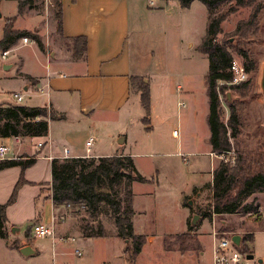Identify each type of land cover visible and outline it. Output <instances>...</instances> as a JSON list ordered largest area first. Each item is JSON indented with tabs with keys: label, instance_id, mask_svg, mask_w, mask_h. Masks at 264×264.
<instances>
[{
	"label": "crops",
	"instance_id": "1",
	"mask_svg": "<svg viewBox=\"0 0 264 264\" xmlns=\"http://www.w3.org/2000/svg\"><path fill=\"white\" fill-rule=\"evenodd\" d=\"M43 1L55 5L54 0ZM56 1L60 4L61 24V35H57L56 38L65 40L84 36L83 59L72 58L66 44H64V48L57 44L55 49L44 53V49L40 50L34 40L27 38L28 42L25 44L16 43L18 38L7 50L11 51L29 43L34 52L46 61L44 64L45 75L41 77L22 70L20 60H9L2 63L5 70L13 69L17 65L13 78L19 80L16 82V87L13 88L15 91L10 94L13 101L15 100L12 94L19 93L20 102H24L20 105L46 106L54 116L53 119L47 118L45 136L0 137V145L7 148L4 159H14L21 155L33 159V163L23 170H20L18 166L0 169V204L9 198L18 179L23 180L16 190L14 200L5 208L4 214L6 227L17 234L19 226L29 222L26 233L19 236L20 244L14 248L24 259L28 257L36 259L44 255V250L40 249L37 243H33L36 237L31 235V224L33 222L48 224L51 217L65 218L64 209L66 207H55L52 204L50 185V161L53 158H60L63 147L68 150L70 158L102 157L115 154L127 155L131 158L136 172L144 179L142 182L133 181L130 185L133 210L130 218L131 230L134 234L143 235L144 242L145 237L150 242L153 239V234L144 235L140 231L134 232V219L141 212L134 208L135 196L137 194L154 195L159 188L166 189L167 187L169 191L172 186H175L170 181L171 177H187L190 174L198 177L199 171L207 163L209 173L207 181L202 183L195 179L188 183L186 181L182 184L179 183L173 193L177 205L180 202L182 205L183 200L186 199L187 205L195 203L198 208L200 197L206 190L210 191L211 197L212 172L218 165L215 158L219 159L217 156L208 155L209 152H212L208 143L209 129L205 130L206 148L202 150L195 149L194 139H186V136L183 135L179 137V133L173 129H170V137L174 139L175 143L172 149L163 150L164 143L152 141L149 142L150 149L148 151L125 150L129 142L135 144V140L128 134L131 126L135 125L137 128L148 130V133H151L152 120L160 115L167 123L168 118L165 116L168 115L167 110L171 107V93L164 81L165 67H162L166 63L159 58L163 49L150 44L148 37H152L157 32L164 34L165 31L177 28L180 33L184 34L183 40H186L187 47H191L188 30L192 27V19L189 18L188 11L197 0H192L187 7H181L177 0H153V5H150L148 0ZM38 26L39 23L36 22L28 28L13 25L12 28L30 32L35 30L36 33H33L37 34L40 40V35L44 33V27ZM202 36L195 44V50H197ZM162 68L163 72L160 74ZM130 76L142 78L148 86L149 111L146 123L142 122L143 110L139 102V93L129 85ZM175 88L181 91L180 84H176ZM184 92L190 91L184 87ZM40 96H42V100L37 98ZM33 98H36L37 102L32 101ZM4 104L14 103L6 98L0 101V105ZM175 104L177 108L184 107L183 101H175ZM175 121L181 128V116L176 114ZM85 127L86 129H84ZM107 128L111 130L110 135L102 137V129ZM89 137H92V141L88 151L85 152V142ZM6 141H8V145L5 144ZM37 143L41 145L37 147ZM154 147L163 150V156L175 159V161H165L167 165L163 164L164 167H177L178 171L172 169L170 170L174 171L172 174L161 172V169L157 171L154 164L155 155H151V150ZM200 156L204 158H199ZM182 165L183 167H181ZM196 208L187 210L181 207L180 212L173 219L177 226L175 231L163 236L185 231L189 215ZM72 221L66 217L63 223L56 222L54 224V230L56 234L74 236V238L77 236L78 243H75L76 241L71 243L73 244L72 249L78 247L82 253V250L87 248L88 241L99 236L83 235L82 224L79 221V223L75 220ZM182 223H184L183 227ZM201 223L202 221L199 223L198 229ZM136 226L138 225L136 224ZM258 230L264 232L262 229ZM112 232L115 231L112 230ZM47 241L50 245L48 259L51 264H66L62 243L55 241L51 245L50 239ZM25 246H28L32 253L21 254L19 249ZM248 254H251L257 263L264 264V257L260 253L251 250ZM79 257L80 260L74 264H88L85 262L86 258L81 259L82 254ZM95 264L100 263L96 262Z\"/></svg>",
	"mask_w": 264,
	"mask_h": 264
},
{
	"label": "rangeland",
	"instance_id": "2",
	"mask_svg": "<svg viewBox=\"0 0 264 264\" xmlns=\"http://www.w3.org/2000/svg\"><path fill=\"white\" fill-rule=\"evenodd\" d=\"M256 2L261 7L257 14L258 31L254 36L249 35L245 39H241L233 34L236 24L247 20L252 10L251 6L237 7L232 12L227 13L220 22V33L216 35V41L226 45L232 58L239 60L236 53L230 49L232 46H238L246 51L253 63V70L249 72L248 82L243 90L235 92L231 89H224L225 97L219 96L222 110L221 120L225 122L227 119L228 109L225 104L227 102L234 104L240 120L238 134L234 139H228L230 144L228 154H223L222 158L219 159L215 158L218 163L226 159L225 161L231 166L235 162L237 153L257 151L258 143H261L262 149H264V99L259 93L258 87L260 67L264 62V0H256ZM28 6H25L23 13L18 14L17 0H0V36L5 19L14 17L13 26L28 28L37 22L40 27H44V33L40 35L44 53L55 49L58 46L57 44L64 48V44H68L67 41L58 40L54 31L55 23L52 10L55 5L43 0H31ZM224 9H227V5L219 8L221 11ZM188 14L189 18L192 19V27L188 30V40L192 43L191 47H187L186 40H183L184 34L180 33L177 28L176 30L165 31L164 34L157 32L152 37H148L150 44L163 49V53L161 52L159 58L166 63L162 67H165V73H163L164 81L169 93H171V107L167 110L168 117L165 116V118H168L167 123L160 115L152 120L151 133H148V130L144 131L141 128H137L135 125L131 126L128 134L135 140V144L129 142L125 147L127 151H148L150 149L149 142L152 141L164 143L163 150L172 149L175 143L173 142L174 139L170 137V129L178 132L179 137L183 135L186 136V139H194L196 150L206 148L204 140L205 130L208 129L206 122L208 104L205 94L207 59L205 55L195 50V44L199 41L200 36L204 34L205 7L200 1H196L188 11ZM33 32L36 33L35 30ZM19 42H21L20 39L16 43ZM9 60H20L22 70L41 77L45 75L44 64L46 61L34 52L29 43L9 51L4 59L0 58V101L7 98L14 104H21L24 102L13 101L10 96L11 92L15 91L13 88L16 87V82L19 80L18 78H13L17 65L9 70H5L2 67V63ZM162 72L163 68L160 70V74ZM176 84L181 85V91L175 88ZM184 87H187L190 92H184ZM37 98L42 100V96ZM35 99L33 98L32 101L37 102V99ZM175 101H183L184 107H179L181 110H178L179 108H177ZM184 113L186 115H183ZM176 114L179 117L181 116V128L179 124H176ZM110 131L109 128L102 129V137L110 135ZM5 144L8 145V141ZM163 150L156 147L151 150V155H155L154 164L157 171L161 169V172L170 174L174 173V171H170L172 169L178 171L177 167H164L165 161H175V159L163 156ZM199 158L204 157L200 156ZM253 168L257 170L256 168L258 167L254 166ZM208 177L207 163H205L204 167L199 171L198 177L194 174H190L187 177H171L170 181L175 186H172L169 191L167 187L166 189L159 188L154 195L137 194L135 196L134 208L141 210V212L139 211L140 213L134 219V232L140 231L144 235L153 234V239L149 242L145 237V242L135 256L134 261H131L126 253H123L122 249L129 243L114 235L115 232H112V230L115 231V228L108 216L97 214L94 217H89L83 207H66L64 209L65 218H70V220H73L72 222L74 220L76 222L79 221L82 226L87 224L90 227L88 231H96L98 226H100L104 232L103 236L101 235L88 241L87 248L82 250L81 259L86 258L85 262L88 264L90 262L93 264L96 262L100 264H210L211 229L238 235L241 241L236 246L238 250L242 249L249 253L253 250L264 257V232L258 230L262 225L264 226V193L254 192L248 194L243 202H251L252 205L257 206V209L256 212L247 214L236 212L231 214L215 213L214 216L209 218L210 206L212 207V205L210 191L207 190L200 197V206L198 208H196L195 203L187 205L186 199L183 200L182 205L181 202L177 205L173 193L179 183L182 184L185 181L188 183L195 179L204 183L208 180ZM181 207L187 210L196 208V210L191 212L192 214L189 215V219L186 222L189 225H195L194 230L192 233L185 234L182 239H177L176 235L186 233L187 228L183 232L163 236L175 231L174 229L177 226H175L173 219L180 212ZM193 215H196V218L192 223ZM204 216L205 219H203ZM65 218L58 223H63ZM201 221L202 223L198 229ZM183 224H181L182 227ZM28 225L29 222L20 225L18 234L11 231L9 227H5V238H0V264H51L48 259L50 245L47 240L49 238H36L33 240L34 244L37 243L39 248L44 250V255L41 258L28 257L24 259L14 249L20 244L18 241L19 236L26 233ZM74 233L76 234V232ZM247 233H252L251 240L247 239ZM55 235L64 236L56 233ZM76 238L75 243H78L79 238ZM62 246H64L63 251L65 254L63 257L66 260V264H74L80 260V257L72 254L73 244L65 242L62 243Z\"/></svg>",
	"mask_w": 264,
	"mask_h": 264
},
{
	"label": "trees",
	"instance_id": "3",
	"mask_svg": "<svg viewBox=\"0 0 264 264\" xmlns=\"http://www.w3.org/2000/svg\"><path fill=\"white\" fill-rule=\"evenodd\" d=\"M181 7H187L192 0H177ZM205 7V29L197 51L206 55L207 72L205 75V93L207 97L208 113L206 116L209 129L208 143L212 152H227L230 150L229 138L234 139L238 134L240 120L233 103L227 102L228 116L225 122L221 120L222 110L219 96L225 97L224 89L235 92L243 90L247 79L229 84L231 73L228 70L231 54L226 45L216 41L220 33V22L227 13L241 6H251L252 10L246 21L238 22L233 29V34L241 39L254 36L257 31V14L260 4L256 0H197ZM31 0H17V13L29 7ZM53 12L54 31L61 35L60 4L54 0ZM227 5V9L219 10ZM14 17L4 21L2 36L0 38V51L7 50L18 38L26 37L35 41L42 50V44L37 34L27 30L12 28ZM67 48L74 59L84 57L85 37L76 36L65 39ZM230 47V46H229ZM238 56L243 69L249 75L253 70V63L246 51L238 46L230 48ZM248 78V77H247ZM129 85L139 93V102L143 110L142 122L148 119L149 95L148 86L142 78L129 77ZM53 115L46 106H26L20 104L0 105V137H41L47 131V118ZM264 149L258 143L257 151L237 153L235 162L231 166L227 161H219L212 172L211 205L216 214H247L256 212L257 206L251 202H243L250 193H264ZM33 163L32 158L21 155L14 159L0 160V169L18 166L20 170ZM256 166L257 170L253 167ZM133 181H144L127 155L115 154L102 157H71L53 158L50 161L51 201L53 206L83 207L89 217L97 214L108 216L114 225L115 236L127 241L129 244L122 249L130 260H133L144 243V236L134 234L131 230L130 218L133 214L131 207L132 193L130 185ZM23 180L18 179L9 198L0 204V238H5V208L12 203L16 190ZM210 218V215H209ZM86 224L82 234L86 236H101L104 234L101 227L96 231H88ZM195 225L187 224V232L176 235L177 239L185 234L192 233ZM259 229L264 230L262 225ZM251 240L252 233H247ZM239 251L248 253L242 249Z\"/></svg>",
	"mask_w": 264,
	"mask_h": 264
},
{
	"label": "built area",
	"instance_id": "4",
	"mask_svg": "<svg viewBox=\"0 0 264 264\" xmlns=\"http://www.w3.org/2000/svg\"><path fill=\"white\" fill-rule=\"evenodd\" d=\"M150 5H153V0H148ZM21 43L25 44L28 42L26 37L20 38ZM9 50L0 51V58L4 59L8 54ZM229 72L231 73V81L229 84H237L247 79L248 74L243 69L241 62L236 58H231L229 67ZM13 98L15 101L19 102L21 100V96L19 93H13ZM92 137H89L84 146L85 152L88 151L89 145L91 144ZM41 144L37 143V147ZM7 151L6 146L0 145V160L4 159V155ZM67 149L63 147L62 155L60 158H70ZM223 154H228L227 152H209V156H217L218 158H222ZM183 160V158H182ZM224 159L223 161H225ZM210 216H214V212L212 207L210 206ZM62 217H51L50 223L43 224L40 222H33L30 226V232L33 237L36 238H49L51 241V245L55 243V241L60 243H74L75 238L72 236H56L54 231V224L56 222L62 221ZM232 233L226 232H218L214 229H211V253H210V262L211 264H259L255 259L247 258L246 255L248 253H244L239 251L236 248V245L231 241ZM74 256H81V250L78 247H74L72 250Z\"/></svg>",
	"mask_w": 264,
	"mask_h": 264
},
{
	"label": "water",
	"instance_id": "5",
	"mask_svg": "<svg viewBox=\"0 0 264 264\" xmlns=\"http://www.w3.org/2000/svg\"><path fill=\"white\" fill-rule=\"evenodd\" d=\"M258 87H259V93L261 94V96H263V99H264V62L262 63V65L260 67V74H259V78H258ZM195 218H196V215H193L192 223L194 222ZM231 241L234 243V245L238 246L239 241H240V237L236 234H232L231 235ZM19 252L23 255H28V254L32 253L31 249L28 246L20 248ZM246 257L252 258V255L247 254Z\"/></svg>",
	"mask_w": 264,
	"mask_h": 264
},
{
	"label": "bare ground",
	"instance_id": "6",
	"mask_svg": "<svg viewBox=\"0 0 264 264\" xmlns=\"http://www.w3.org/2000/svg\"><path fill=\"white\" fill-rule=\"evenodd\" d=\"M241 242V241H240Z\"/></svg>",
	"mask_w": 264,
	"mask_h": 264
}]
</instances>
